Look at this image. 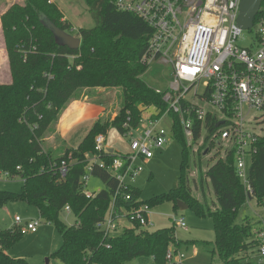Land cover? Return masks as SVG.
<instances>
[{"label":"trees","instance_id":"16d2710c","mask_svg":"<svg viewBox=\"0 0 264 264\" xmlns=\"http://www.w3.org/2000/svg\"><path fill=\"white\" fill-rule=\"evenodd\" d=\"M22 1L0 18L11 78L10 84H0V174L19 178L23 185L19 194L0 192V206L8 201L22 202L35 207L42 220L54 225L62 245L51 257L61 264H128L141 256L152 257L155 264H167L169 246L180 245L173 237V228L147 232L131 222L120 235L108 237L96 229L108 213L118 185L106 169L116 153H96L95 138L105 137L109 129L128 136L141 125L144 110L156 109L157 120L167 111L163 93L141 80L148 69L141 58L151 28L134 14L118 10L117 0H84L95 25L78 29L80 46L70 50L56 45L51 32L41 24L47 19L66 33L72 31V26L62 21L57 6L49 0ZM95 87L121 89L122 106L115 118L96 120L74 149L62 142L53 151L44 149L42 140L55 129L69 101L78 97L79 89ZM167 115L172 120V137L181 146L177 184L168 193L145 202L140 201V191L130 186L123 191L130 195L129 201L123 196L115 200L118 219H126L129 211L142 206L148 209L163 201H171L178 209L180 201L199 217L213 220L212 255L222 264H259L249 262L246 255L258 249L253 226L236 223L238 211L249 198L235 172L233 154L221 156L215 152L207 158L214 147L216 122L209 117L204 123L194 122V140L188 145L179 115L172 111ZM61 161L70 163L63 179L58 168ZM88 167L89 175L105 185L91 198H86L80 182ZM195 169L198 176L191 178ZM249 183L252 201L264 205V138L253 156ZM196 190L200 198L194 194ZM207 192L212 196L210 202ZM65 207L76 219L73 226L60 220ZM20 239L15 227L0 231V264H28L6 254Z\"/></svg>","mask_w":264,"mask_h":264},{"label":"built area","instance_id":"2783aa9c","mask_svg":"<svg viewBox=\"0 0 264 264\" xmlns=\"http://www.w3.org/2000/svg\"><path fill=\"white\" fill-rule=\"evenodd\" d=\"M241 0H117L116 8L134 14L152 30L141 63L149 66L161 61L173 70L171 92L163 93L168 111L179 115L187 144L194 140V122L204 123L207 117L216 122L217 132L212 136L213 151L224 156L232 153L234 168L244 186V193L252 201L253 190L249 183V169L257 152L258 142L264 138L257 128L264 130V2L253 21L255 45L241 48L236 41L241 32L237 27ZM34 51V49H32ZM31 50V51H32ZM159 93V92H158ZM141 117L145 129L136 138L128 133L130 153L116 154L107 171L117 181L110 209L104 219L96 225L103 236H115L121 227L114 210L115 200L123 196L130 200L126 179L133 178L140 171L138 160L149 161L154 152L167 142L163 133L157 131V119ZM105 137L95 138V152H109ZM113 152V151H112ZM111 152V153H112ZM110 153V152H109ZM249 159V164L246 160ZM102 168L104 164L95 159ZM70 163L61 161L59 175L63 179ZM87 174L81 179L85 193ZM248 204V203H247ZM69 213V208L64 210ZM126 219L141 228L148 225L147 208L139 207L125 213ZM40 221L22 225L19 217L14 219L21 235L34 233ZM178 225L185 228L180 219ZM258 241L259 264H264V225L255 230ZM182 255L179 259H182ZM173 254L166 253L167 264L173 261Z\"/></svg>","mask_w":264,"mask_h":264},{"label":"rangeland","instance_id":"374dc122","mask_svg":"<svg viewBox=\"0 0 264 264\" xmlns=\"http://www.w3.org/2000/svg\"><path fill=\"white\" fill-rule=\"evenodd\" d=\"M22 0H0V18L14 4H22ZM50 4L57 6L62 15V21L68 22L72 26V31L67 32L71 36L77 37V30L80 28L91 29L95 22L89 13V7L84 0H49ZM255 29L241 32L236 41V45L243 48H251L255 45ZM173 70L170 65L161 61H156L148 66L146 72L141 76V80L150 88L159 93L171 92V82L173 81ZM10 71L8 59L5 51L4 40L0 21V84H10ZM78 97L69 101L68 105L74 101H81L90 104H104L102 119L113 120L116 113L122 106V91L120 88H81ZM87 101V102H86ZM67 105V106H68ZM64 111L61 112L62 117ZM157 116V110L153 108L142 112V117L149 118ZM59 117V118H60ZM77 125L71 126V122H62V127H58L51 133L46 134L42 140L44 149L55 150L60 142L67 148H76L83 140L89 127L94 123L93 116H83ZM157 131L163 133L167 142L161 149L154 152V157L149 161L138 160L136 166L140 171L133 178H127L126 183L140 191V201H149L155 197L164 195L175 188L181 163V146L172 137L170 116L163 115L157 120ZM146 122H143L133 137L136 138L145 129ZM55 130V131H54ZM257 133L264 136V130L257 128ZM66 136L65 141L61 137ZM64 136V137H65ZM129 136H122L115 129H109L105 136V147L111 149L116 154L126 155L130 153ZM64 146V145H63ZM215 152L212 150L207 158H212ZM249 164V159L246 160ZM198 173L193 170L191 178H197ZM22 181L19 178L9 179L0 174V192L9 194H19L22 188ZM103 182L93 176H88L85 184V193L95 195L104 190ZM194 194L199 197L198 190ZM200 198V197H199ZM210 202L212 196L206 194ZM214 198V197H213ZM19 217L22 225L28 222L40 221V226L34 233L21 235V239L12 247L6 250L8 257L12 259H22L28 264H61L58 260L51 257L62 245V238L55 229L54 225L42 220L35 207L26 205L22 202L8 201L0 206V231L14 227V219ZM182 220L185 228L178 225ZM60 220L67 226L75 224V217L63 211ZM148 225L143 229L147 232H154L160 229L173 228V237L180 245L171 244L169 251L173 254V261L179 264H222L216 255H212L214 249V223L209 217H199L193 209L188 208L180 211L174 208L171 201L156 203L147 209ZM120 228L115 232V236L122 233L125 228H130L131 224L127 220H119ZM248 222L253 226V231L264 225V205H257L255 200L248 202L237 214L236 223ZM15 228H17L15 226ZM182 255V259L179 256ZM248 261L259 263L257 251L247 252ZM128 264H155L150 256H141Z\"/></svg>","mask_w":264,"mask_h":264},{"label":"water","instance_id":"95a60500","mask_svg":"<svg viewBox=\"0 0 264 264\" xmlns=\"http://www.w3.org/2000/svg\"><path fill=\"white\" fill-rule=\"evenodd\" d=\"M264 0H241L239 5V15L237 18V27L241 30H249L253 26L254 18L256 17L258 10ZM41 24L51 32L56 45L60 47H66L70 50H77L80 46V39L78 37L71 36L57 28L51 21L42 20ZM111 153L112 150H109ZM177 208L180 211L188 209V206L178 201Z\"/></svg>","mask_w":264,"mask_h":264},{"label":"crops","instance_id":"0c3cea01","mask_svg":"<svg viewBox=\"0 0 264 264\" xmlns=\"http://www.w3.org/2000/svg\"><path fill=\"white\" fill-rule=\"evenodd\" d=\"M103 106H104V104L103 105L102 104H98L97 105V104H93V103L92 104L83 103L81 101L72 102L64 110V113H63L62 117L59 118V121H58V124H57L58 131H59V129H61L63 121H65V122H71L72 121L71 122V126H75L82 119H84L83 116H85V115H88L89 118H91L93 116L92 118H93V121L95 123V121L98 120L99 118H101V116L103 114V111H104ZM91 127H89V130H90ZM88 131H87V133H88ZM64 136L61 137L63 141H65L64 139H66V136L65 137ZM105 141H106V139H105ZM109 150H111V149H109Z\"/></svg>","mask_w":264,"mask_h":264}]
</instances>
